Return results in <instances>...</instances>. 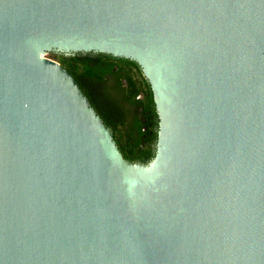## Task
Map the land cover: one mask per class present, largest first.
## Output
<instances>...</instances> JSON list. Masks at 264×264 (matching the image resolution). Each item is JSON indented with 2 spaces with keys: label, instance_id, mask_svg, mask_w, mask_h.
<instances>
[{
  "label": "water",
  "instance_id": "95a60500",
  "mask_svg": "<svg viewBox=\"0 0 264 264\" xmlns=\"http://www.w3.org/2000/svg\"><path fill=\"white\" fill-rule=\"evenodd\" d=\"M51 50L141 65L148 163ZM0 264H264V0H0Z\"/></svg>",
  "mask_w": 264,
  "mask_h": 264
},
{
  "label": "flooded vegetation",
  "instance_id": "af4514ba",
  "mask_svg": "<svg viewBox=\"0 0 264 264\" xmlns=\"http://www.w3.org/2000/svg\"><path fill=\"white\" fill-rule=\"evenodd\" d=\"M51 52L108 126L122 156L148 163L158 148L160 117L141 65L130 57L99 50Z\"/></svg>",
  "mask_w": 264,
  "mask_h": 264
},
{
  "label": "rangeland",
  "instance_id": "374dc122",
  "mask_svg": "<svg viewBox=\"0 0 264 264\" xmlns=\"http://www.w3.org/2000/svg\"><path fill=\"white\" fill-rule=\"evenodd\" d=\"M45 56L55 59L53 52H46ZM58 59V58H56Z\"/></svg>",
  "mask_w": 264,
  "mask_h": 264
}]
</instances>
